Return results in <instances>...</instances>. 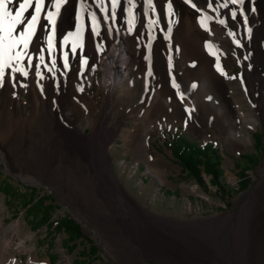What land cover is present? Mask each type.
Returning <instances> with one entry per match:
<instances>
[{
  "label": "bare ground",
  "instance_id": "obj_1",
  "mask_svg": "<svg viewBox=\"0 0 264 264\" xmlns=\"http://www.w3.org/2000/svg\"><path fill=\"white\" fill-rule=\"evenodd\" d=\"M22 2L13 0L9 10L14 12ZM113 2L116 3L115 9L111 6ZM226 2L229 4L227 9L224 7ZM84 3L87 5L85 28L77 54L71 52L75 37L68 35L76 30V5L73 0H68L57 17L53 53L49 56L44 52L47 67L40 64L38 57L31 64L25 57L20 66L29 75L21 77L15 74V84H45V81L47 84H59L62 89L60 101L67 113L70 109L76 113L81 128L85 126L83 114L73 100L76 95L73 84H81L79 75L84 73L87 65L79 66L77 63L81 46L87 63L92 57L94 65H99L104 72V83L111 86L125 76V71L140 72L146 76L147 87L152 94L166 96L168 100H181V97L189 96L182 91L183 88H195L199 84L197 93L201 92L207 100L204 104L197 93L194 97L202 120L210 122L211 117H215L228 134L232 125L227 121L226 111L215 102L216 97L226 104L231 101L228 93L230 80L222 72L224 65L220 55L227 58L233 53L241 57L247 84L261 94L258 101L264 103V0H251V4L245 0L243 5H231L230 0H189L187 3L185 0H131V3L128 0H96L95 4L92 0H84ZM34 4L35 0L33 7L24 12L25 23L18 25L14 34L26 26L34 14ZM250 7H254L255 12L250 11ZM129 8L131 17L127 11ZM231 10L237 11L235 20L230 18ZM241 11L244 16L240 15ZM88 12L96 13L98 19L102 14H109V20L101 22L99 36L91 34ZM129 18L133 20L130 33L127 31ZM44 23L42 14L40 24ZM106 27L113 28V32L107 34ZM215 36L221 45L214 42ZM97 43L101 45L99 51L95 47ZM41 47L46 49L47 43L38 28L30 42L29 54ZM65 50L69 53L67 69L62 67ZM36 72L41 75L36 76ZM10 92L4 91L0 109V152L4 160L13 163L14 167V162L18 163L30 174L28 179L40 178L59 185L82 212L90 216L104 239L115 245L120 255L167 258L174 264H264V176L237 202L234 221L224 216L196 225L183 224L182 228L178 224L179 228H174L168 224L169 220L160 221L138 207L111 171L109 149L113 134L106 126L109 116L103 118V126L93 129L88 136H78L67 128L71 127L69 123L65 127L60 124L57 115L51 112L50 100H42L41 107H38L32 92L29 101L31 115L23 118L16 109L10 123L9 107L16 104L10 99ZM78 101L82 103L80 99ZM153 110L151 114L154 115ZM10 111L13 113L14 106ZM251 119L258 122L255 116ZM137 134L133 150L135 158H139L142 151H148L145 140H142L146 133ZM244 141L238 145L247 147L252 143L250 136ZM261 169L264 173V162ZM114 225L123 226L122 235H109ZM6 247V242L0 241V264L7 261Z\"/></svg>",
  "mask_w": 264,
  "mask_h": 264
},
{
  "label": "rangeland",
  "instance_id": "obj_2",
  "mask_svg": "<svg viewBox=\"0 0 264 264\" xmlns=\"http://www.w3.org/2000/svg\"><path fill=\"white\" fill-rule=\"evenodd\" d=\"M214 42L221 45L218 36H215ZM173 53L176 54L175 51ZM220 56L224 65L222 72L230 80L228 93L231 101L226 104L216 97L215 102L227 113V121L232 125L229 134L215 121V117H211L210 122L202 120L194 101L199 84L195 88H183L182 91L189 96L181 97V100H168L166 96H158L155 92L152 94L147 87L146 76L140 72L125 71V76L111 86L104 83V72L99 65H94L92 57L88 58L84 73L79 75L81 84H73L78 96L75 95L73 100L83 114L84 129L78 125L76 113L72 109L67 113L64 109L59 84H47L45 81V84L33 82L15 84L13 87L12 73H7L0 86V109L4 91L10 90V99L15 100L16 104L11 105L14 106L13 113L9 107V122H13L16 109L27 119L32 112L29 101L33 92L38 107H41L42 100H50L51 112L57 115L60 124L65 127L69 123L71 127L67 128L78 136H88L93 129L103 126V118L109 116L106 126L113 134L109 149L110 168L138 207L160 221L169 220L168 224L174 228H182L187 223L211 222L224 216H229L232 222L236 217L237 202L264 176L261 169L264 162V103L258 101L261 94L247 84L241 57L233 53L228 55L229 58ZM197 94L204 104L207 103L201 92ZM152 110L154 115L151 114ZM254 116L258 122L251 119ZM175 132L200 146L212 144L220 151L223 158L222 179L229 186L230 197L220 195L217 187L205 175L204 185L197 184L176 164L166 148L168 136ZM137 133H146L142 140H145L148 151H142V155H139L141 159L133 156ZM255 134L261 139L259 147ZM247 136L251 137L252 143L247 147L238 145ZM14 165L6 162L0 152V241L7 244L5 264H79L82 260H86L87 264H174L167 258L139 255L134 257L136 261L120 255L116 246L104 239L90 216L82 212L59 185L40 178L28 179L31 177L28 171L16 162ZM242 176L249 178V184L244 190H239L243 187L238 185L242 182ZM31 198H45L46 205L54 206L51 222L69 217L81 225L84 237L78 241L75 251H71L67 235L57 234L50 227L52 224L38 225L37 219L28 214L25 202ZM122 228L114 225L109 235H122ZM94 246L97 253L91 255L90 249ZM84 252H89L90 256L84 257Z\"/></svg>",
  "mask_w": 264,
  "mask_h": 264
},
{
  "label": "snow or ice",
  "instance_id": "obj_3",
  "mask_svg": "<svg viewBox=\"0 0 264 264\" xmlns=\"http://www.w3.org/2000/svg\"><path fill=\"white\" fill-rule=\"evenodd\" d=\"M13 2V0H0V86L3 84L4 76L6 73H12L11 80L13 82V87H15V74H19L21 77H27L29 73L25 71L24 67L20 66V62L24 60L25 57L28 58V63L31 64L34 58L38 57L40 64H43L44 67H47L45 63L46 57L44 52L46 51L49 56L52 55L54 44L53 41L56 36V23L57 17L61 12L62 6H64L68 0H35L34 4V14L31 15L30 19L27 20L26 26L16 33L17 26L20 24H24V12L33 7V0H23L22 3L19 4L18 9L14 12L9 10V5ZM76 5V11L74 15V19L76 21L75 24V33H69V36L74 35L75 42L71 45V52L73 55L77 54V48L79 42L82 39V35L84 32L85 24H84V13L87 5L84 3V0H73ZM93 4L96 3V0H92ZM185 2H189V0H185ZM245 0H230L231 5H243ZM128 3H131V0H128ZM251 4V0H249ZM112 8L115 9L116 3H112ZM211 7V3L208 4ZM229 6L228 2L224 4V7L227 9ZM100 7V6H98ZM193 8H196L195 4H192ZM199 11L200 9H196ZM252 12H255L254 7H250L249 9ZM128 15L131 17V8L128 10ZM101 12L103 13V8L101 7ZM43 14V20L46 21L43 25L40 24L41 15ZM88 17H90V25H91V34L95 36L100 35V28L102 21L109 20V14H102L99 19L97 18L96 13L88 12ZM241 16H244L243 11L240 12ZM237 17V11H230V18L235 20ZM112 19H115L114 14H112ZM244 22H247L246 16L244 17ZM223 24L224 21H221ZM128 28L127 31L130 33L132 31L133 20L131 18L127 21ZM40 29L46 38L47 48L41 47L40 49H33V54H29L30 42L37 29ZM105 32L107 34H111L113 32V28L106 27ZM67 36L65 37V43L67 42ZM97 51L101 49V45L97 43L95 45ZM69 53L67 50L63 52V64L62 67L67 69L69 67L68 63ZM247 59V57H245ZM53 66H55V60L52 61ZM79 66H85L87 64V57L82 55V46H81V55L80 59L77 61ZM39 65H37L38 67ZM49 72L52 71L51 68L48 69ZM36 76H40V72L35 73ZM23 86V85H22Z\"/></svg>",
  "mask_w": 264,
  "mask_h": 264
},
{
  "label": "trees",
  "instance_id": "obj_4",
  "mask_svg": "<svg viewBox=\"0 0 264 264\" xmlns=\"http://www.w3.org/2000/svg\"><path fill=\"white\" fill-rule=\"evenodd\" d=\"M169 137V142L166 148L170 150L174 161L181 167L182 171L189 177L197 182L199 185H204L205 178L210 179V183L217 187L219 194L225 197H230L229 186L223 182L222 155L218 149L212 144L200 146L197 143L191 142L182 134L175 132ZM255 141L257 146L261 143L260 136L255 134ZM244 159H248L247 156H243ZM242 182L238 185H242L239 190H244L249 184V178L242 176ZM46 199L41 198L35 200L31 198L26 200L25 209L33 219H37L36 223L42 226L51 225L57 234L64 233L67 235V242L71 244V251H75L78 246V241L84 237L81 225L74 219L64 217L58 221H52V214L54 206L51 204L46 205ZM91 255L97 253V247L94 246L90 249ZM90 253L84 252L85 255L90 256ZM86 260H82L79 264H85ZM87 264V263H86Z\"/></svg>",
  "mask_w": 264,
  "mask_h": 264
}]
</instances>
